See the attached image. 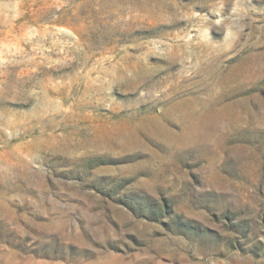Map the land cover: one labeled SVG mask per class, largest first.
Segmentation results:
<instances>
[{
  "label": "rangeland",
  "instance_id": "374dc122",
  "mask_svg": "<svg viewBox=\"0 0 264 264\" xmlns=\"http://www.w3.org/2000/svg\"><path fill=\"white\" fill-rule=\"evenodd\" d=\"M0 264H264V0H0Z\"/></svg>",
  "mask_w": 264,
  "mask_h": 264
}]
</instances>
